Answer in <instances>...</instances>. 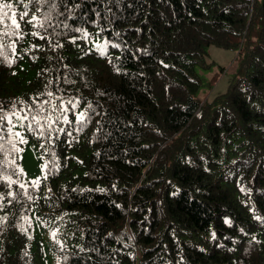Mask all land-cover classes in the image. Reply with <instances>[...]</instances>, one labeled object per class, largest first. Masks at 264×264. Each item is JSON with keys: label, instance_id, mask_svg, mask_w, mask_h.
Here are the masks:
<instances>
[{"label": "trees", "instance_id": "1", "mask_svg": "<svg viewBox=\"0 0 264 264\" xmlns=\"http://www.w3.org/2000/svg\"><path fill=\"white\" fill-rule=\"evenodd\" d=\"M0 4V105L44 109L25 143L2 123L0 264H264V0ZM210 45L238 50L212 100Z\"/></svg>", "mask_w": 264, "mask_h": 264}, {"label": "rangeland", "instance_id": "2", "mask_svg": "<svg viewBox=\"0 0 264 264\" xmlns=\"http://www.w3.org/2000/svg\"><path fill=\"white\" fill-rule=\"evenodd\" d=\"M101 47V46H99ZM238 50L235 48H223L216 45L207 47L205 62L207 66L198 70L201 78V88L197 93L200 99L212 100L215 96L224 93L228 85L234 78V70L236 69V56ZM224 70L223 72L221 70ZM12 127L21 134L19 122L16 120ZM21 169L23 170L24 181H39L45 170V164L41 153L34 144H25L21 154ZM51 224H47V229L36 224L35 233L38 236L47 238L52 237L53 230H48ZM49 237V238H50ZM45 264H57L55 257L49 252L48 241H44ZM48 250V251H47Z\"/></svg>", "mask_w": 264, "mask_h": 264}, {"label": "snow or ice", "instance_id": "3", "mask_svg": "<svg viewBox=\"0 0 264 264\" xmlns=\"http://www.w3.org/2000/svg\"><path fill=\"white\" fill-rule=\"evenodd\" d=\"M41 2H43V0H41ZM11 7H12L11 4H0V20H3V18L8 15L7 12H3V9L4 8L10 9ZM26 15H27L26 12L22 13L20 18L23 19ZM35 19H36V17L33 16V20H35ZM12 24L15 25L16 27H19V25L15 19L12 20ZM9 63H11V61H9ZM48 95L51 96L52 93H48ZM69 103H72V102L69 101ZM27 111L28 112L32 111L31 105H28ZM43 111H44V109H43V107H41L37 113V116H32L31 122L25 125L24 122L29 120V116H28V114L20 115V112H25L24 108H21L19 111H12L10 114H7V113H5L4 107L2 105H0V141H3V139H4V134H3L4 129L2 128L3 121L8 120V122L11 124L12 123L11 118L17 117L19 125L22 127H26L28 130L31 131V130H35L34 125L43 127V125H40V119H38L39 112H43ZM59 118L60 117H57V119H59ZM84 118H85V113H80L77 116V119L80 121H83ZM43 119H44L45 123L48 124L49 127H51L50 118L44 117ZM65 120H66V117H65ZM16 126H17L16 124H12V127H16ZM12 127L7 129L8 133H12ZM61 131H63V129H61ZM41 134H43V133H41ZM14 135L20 138V140H19L20 143L26 142V141H24L23 137L21 136V134L19 132L14 133ZM8 143H12V142L9 141ZM3 149H4V144L0 143V150H3ZM12 151L19 152V151H21V149L13 147ZM13 163H15V161H13ZM20 171H23V170L20 169ZM5 179H7V177H5ZM10 182L14 183V181H10ZM34 183H38V181H35ZM21 187H24V185H21ZM9 195H12V194L9 193Z\"/></svg>", "mask_w": 264, "mask_h": 264}]
</instances>
